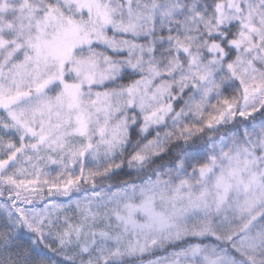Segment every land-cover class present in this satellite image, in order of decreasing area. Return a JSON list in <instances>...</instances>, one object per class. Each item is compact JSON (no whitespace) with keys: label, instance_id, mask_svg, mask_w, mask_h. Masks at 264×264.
I'll use <instances>...</instances> for the list:
<instances>
[{"label":"snow or ice","instance_id":"6c2138e0","mask_svg":"<svg viewBox=\"0 0 264 264\" xmlns=\"http://www.w3.org/2000/svg\"><path fill=\"white\" fill-rule=\"evenodd\" d=\"M0 264H264V0H0Z\"/></svg>","mask_w":264,"mask_h":264}]
</instances>
